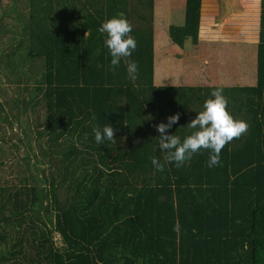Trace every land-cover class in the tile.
Returning <instances> with one entry per match:
<instances>
[{
  "label": "trees",
  "instance_id": "trees-1",
  "mask_svg": "<svg viewBox=\"0 0 264 264\" xmlns=\"http://www.w3.org/2000/svg\"><path fill=\"white\" fill-rule=\"evenodd\" d=\"M119 12L137 41L134 82L123 60L110 70L106 34L97 30ZM20 14L31 70L23 76L35 83L21 85L13 103L43 168L39 179L2 189V261L264 264V0L255 85L157 84L155 0H26ZM215 87L247 131L224 145L214 167L202 149L156 170L150 157L165 156L156 125L179 113L166 131L190 134L187 124ZM110 123L116 140L97 144L93 127Z\"/></svg>",
  "mask_w": 264,
  "mask_h": 264
},
{
  "label": "rangeland",
  "instance_id": "rangeland-1",
  "mask_svg": "<svg viewBox=\"0 0 264 264\" xmlns=\"http://www.w3.org/2000/svg\"><path fill=\"white\" fill-rule=\"evenodd\" d=\"M155 1L159 14L160 11H163V14L165 13L169 16L170 21L168 22L163 15L156 16L154 27L156 25L159 32L161 30L164 32H172L171 34L173 36L181 33V39H184L186 42L194 37V32H199L197 31V19L199 15L196 13V6L199 11L200 2L198 3L197 0ZM220 1L222 2L221 6H223V1L227 0ZM224 8H231L229 0L226 2ZM224 8L222 7V10ZM25 10L26 0H0V105H3L1 107L3 110H0V195L2 194V189L19 184L20 179L24 177H28L29 180H31V177L39 179L42 174L41 168H43V166L34 164V154L38 152L36 142H33L31 146L27 145L28 139L31 138V133H25V127L27 129L30 128L28 119L23 115H19L18 107L13 103L19 95H22L20 86L28 82L26 81V76L23 75L27 71L28 73L31 72L30 69L27 70L28 63L25 58V40L20 37L22 35L21 29L23 25L20 11L23 13ZM254 17H256V13ZM252 20L256 21L257 18H252ZM167 23L168 27H166ZM252 24L255 25V22ZM178 45L181 47L179 50L183 51V57L179 55L183 60L182 67L165 68V64L162 62V56L160 57L159 53H157L155 76L157 84H180L182 81L188 83L191 81L196 82L197 72H195L194 67L195 55L187 49L183 50L184 48L181 44ZM238 55L236 54V56ZM246 71L236 67L235 73L236 76L241 75V73L245 75ZM251 73L252 79H255V81L250 82L248 79L246 80L245 75L243 76L244 80L234 79L229 82L240 85L256 84L257 70L253 66ZM161 74H165L166 77L164 78V75ZM28 83H35L34 78ZM20 98H23V96ZM31 127L35 130L32 123ZM28 154L33 155L32 158H34L32 161L28 162ZM39 207L35 208L36 212ZM57 238H59V235H57ZM9 239L13 241L16 238L10 236ZM6 243L2 242L0 244V264H6L8 262L2 261L1 256V253L5 252Z\"/></svg>",
  "mask_w": 264,
  "mask_h": 264
},
{
  "label": "crops",
  "instance_id": "crops-1",
  "mask_svg": "<svg viewBox=\"0 0 264 264\" xmlns=\"http://www.w3.org/2000/svg\"><path fill=\"white\" fill-rule=\"evenodd\" d=\"M228 1V0H227ZM227 1L220 0H197L200 2V9L197 14V31L189 41L181 39V33L171 34L164 32L155 25V65L157 53L162 56L165 68L182 67L183 51L189 50L195 55L194 67L197 72L196 82H186L188 85L218 84L222 86L240 85L231 84L234 79H252V66L258 69V45L260 31V14L262 0H229L230 9H225ZM222 7L224 8L222 10ZM256 13V17H254ZM163 15L169 21V16L163 11L156 9L155 18ZM221 16V17H220ZM252 18H257L253 21ZM255 22V25L252 23ZM168 27V23L166 24ZM179 36H181L179 38ZM167 53V54H166ZM166 54V55H163ZM236 54H239L236 56ZM236 67L247 70L245 75L236 76ZM167 72V71H165ZM163 77L165 78V74ZM258 75V71H257ZM237 77V78H236ZM242 77V78H239ZM177 79V78H176ZM164 80V79H163ZM188 81V80H187ZM177 85V84H159ZM255 85V84H243Z\"/></svg>",
  "mask_w": 264,
  "mask_h": 264
},
{
  "label": "clouds",
  "instance_id": "clouds-1",
  "mask_svg": "<svg viewBox=\"0 0 264 264\" xmlns=\"http://www.w3.org/2000/svg\"><path fill=\"white\" fill-rule=\"evenodd\" d=\"M97 30L101 34H106L104 44L111 56L110 70L118 67L123 60L126 78L134 82L138 77L139 67L136 60L130 59L137 46L136 38L131 34L130 20L123 12H119L103 20ZM228 104L223 88H213L205 99L202 110L197 111V115L186 126L193 131L183 138L166 131L178 122L179 113L169 115L166 122L158 123L156 128L160 135L157 136L159 138L157 145L165 156L163 162L156 156L150 157L153 167L163 171L165 165L171 162H175V165L180 167L202 149L208 150L207 166L211 168L218 165L224 145L233 138L240 137L249 127L246 120L233 116ZM92 131L97 144L105 140H116L114 132L117 129L111 123L103 126L96 125Z\"/></svg>",
  "mask_w": 264,
  "mask_h": 264
}]
</instances>
